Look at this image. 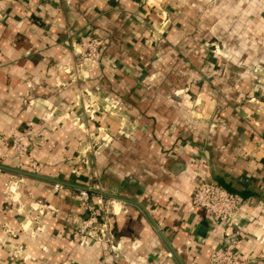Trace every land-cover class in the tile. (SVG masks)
Listing matches in <instances>:
<instances>
[{
  "label": "crops",
  "instance_id": "crops-1",
  "mask_svg": "<svg viewBox=\"0 0 264 264\" xmlns=\"http://www.w3.org/2000/svg\"><path fill=\"white\" fill-rule=\"evenodd\" d=\"M208 1L0 0V134L39 164L0 151V264H206L233 230L264 264V13L219 0L222 19L257 7L236 13L250 41L221 55ZM82 34L102 45L78 66ZM201 173L244 202L232 228L193 206ZM83 185L124 199L114 250L75 242Z\"/></svg>",
  "mask_w": 264,
  "mask_h": 264
},
{
  "label": "built area",
  "instance_id": "built-area-1",
  "mask_svg": "<svg viewBox=\"0 0 264 264\" xmlns=\"http://www.w3.org/2000/svg\"><path fill=\"white\" fill-rule=\"evenodd\" d=\"M100 38L91 34H82L77 42V65L82 66V61H94L101 49ZM11 147L15 150L16 157L21 159L29 157L28 164L35 172L39 170L38 162L28 154V148L15 137H7L0 134V151ZM20 165L23 163L20 162ZM62 182L56 181L54 186L59 188ZM98 188L90 186H78L74 198L79 202L86 216L81 218L74 230L76 244L85 246L88 242H105L110 249L118 247L115 243L114 215L116 212L110 209L112 204L124 199L107 196L97 192ZM193 206L201 207L214 220L216 224L225 229L233 226L235 214L243 206L244 202L223 187L210 182L205 174H200L192 190ZM110 206V207H109ZM234 239L224 246L211 251L206 264H248L249 258L235 251L236 239L240 232L233 230ZM264 259V253L261 254Z\"/></svg>",
  "mask_w": 264,
  "mask_h": 264
},
{
  "label": "rangeland",
  "instance_id": "rangeland-1",
  "mask_svg": "<svg viewBox=\"0 0 264 264\" xmlns=\"http://www.w3.org/2000/svg\"><path fill=\"white\" fill-rule=\"evenodd\" d=\"M218 1L219 0H209L208 1V6L210 7L212 16H213V20H212V25H211V49L216 52L217 54H224V47L226 46H230V45H235L236 41H238L239 44H246V40L250 41V36L248 37H244L241 36L242 35V31L243 33H245V29H250V21H246L247 18L243 17L242 20L238 19L236 17V13H241L242 14H246V13H250L251 11V7H253V10L256 11L257 7L256 6H252L249 2H245L242 4H237L233 5L230 4L229 7H227V15L225 19H222L218 16V12H217V5H218ZM263 3V4H262ZM260 9L259 12L261 13V11L264 13V1L261 2L260 0V4L258 5ZM237 11V12H236ZM262 13V14H263ZM260 15V14H259ZM261 16V15H260ZM264 17V16H261ZM259 25V33L253 37L254 38V43L259 47V56L260 55H264L261 52H264V21L260 20L258 22ZM223 48V49H222ZM228 55H231V53H226ZM233 55V53H232ZM245 56V55H244ZM229 58V57H227ZM87 62L89 61H82V65H85Z\"/></svg>",
  "mask_w": 264,
  "mask_h": 264
}]
</instances>
